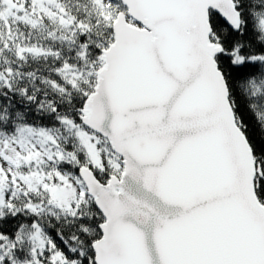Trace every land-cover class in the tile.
I'll use <instances>...</instances> for the list:
<instances>
[{
	"label": "snow or ice",
	"instance_id": "obj_1",
	"mask_svg": "<svg viewBox=\"0 0 264 264\" xmlns=\"http://www.w3.org/2000/svg\"><path fill=\"white\" fill-rule=\"evenodd\" d=\"M0 264H264V0H0Z\"/></svg>",
	"mask_w": 264,
	"mask_h": 264
}]
</instances>
